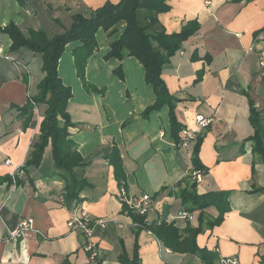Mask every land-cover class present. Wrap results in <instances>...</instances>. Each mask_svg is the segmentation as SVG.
<instances>
[{
  "label": "crops",
  "instance_id": "crops-1",
  "mask_svg": "<svg viewBox=\"0 0 264 264\" xmlns=\"http://www.w3.org/2000/svg\"><path fill=\"white\" fill-rule=\"evenodd\" d=\"M119 2L0 0V29L15 24L25 36L44 31L53 38L71 27L74 14ZM167 4L170 11L158 16L167 34L179 33L192 21L200 26L162 75L169 93L180 101L176 116L184 128L196 130L198 115L213 119L199 135L198 156L206 168L200 181L196 173L188 179L196 141L189 149L174 142L169 108L143 116L156 98L141 63L129 56L106 59L125 24L113 35L100 30L96 36L99 48L88 61L85 78L104 90L102 94L87 92L78 78L73 56L77 44H69L59 61V77L73 94L67 108L73 124L70 139L88 164L77 172L87 186L81 190L67 185L69 177L57 169L50 146L38 168L23 172L39 139L46 105L34 106L30 121L20 109L37 95L42 57L26 49L11 52L10 38L0 32V181L20 171L19 184H0V264H90L85 236L67 226L82 214L108 223L95 231L100 264H122L123 250L131 256L135 245L141 264H204L199 255L165 247L148 230L136 231L131 216L123 212L109 164L114 149L121 157L129 196L152 199L147 225L173 223L184 238L188 228L199 230L195 246L215 255L214 264L233 258L240 264H264V158L253 153L248 141L253 135L248 96L264 113V0ZM119 68L123 78L115 73ZM194 182L198 195L227 194V202L186 212L179 195ZM23 222L27 231L21 230Z\"/></svg>",
  "mask_w": 264,
  "mask_h": 264
},
{
  "label": "trees",
  "instance_id": "trees-1",
  "mask_svg": "<svg viewBox=\"0 0 264 264\" xmlns=\"http://www.w3.org/2000/svg\"><path fill=\"white\" fill-rule=\"evenodd\" d=\"M141 11L146 13L142 18ZM170 11L167 0H120L117 4L106 3L101 8L88 13L80 12L72 16V25L65 33L50 38L44 31H30L25 36L15 24H9L0 32L6 34L11 42V52L26 49L42 57L43 78L37 86V95L21 108L27 121L31 120L33 108L36 105H46L45 117L40 126L38 141L33 145V152L27 160L23 172L29 168H38L47 147H51L52 157L58 170L63 171L67 178V185L87 186L86 180L81 178L78 170L84 169L88 164L78 153L76 144L70 139L69 129L73 127L69 113L68 103L72 89L63 84L59 77V61L69 44L77 46L73 50L75 68L78 78L82 81L85 90L89 93L102 94L104 90L90 84L85 78V70L89 59L98 50L96 39L100 30L115 34L120 24H125V30L120 37L111 44L106 59L122 61L125 57L137 59L145 70V81L155 93V103L143 113L148 117L154 111L168 107L170 111L171 137L176 144L181 143V131L184 126L178 121L176 109L180 101L174 98L162 79L163 67L182 49L184 42L200 31L197 22L187 23L179 33L167 34L161 28L158 16ZM115 73L123 78L119 68ZM249 98V121L253 128V135L248 139L252 143L253 153L264 158V113L259 111L255 103ZM202 137L199 136L192 153V171L188 176L191 181L194 173H205L206 168L199 159V148ZM109 164L114 168L115 179L119 187H126V175L119 151L114 149L108 156ZM19 184L20 175L15 177ZM12 183V177L2 179L0 184ZM196 183H188L179 197L184 210L188 213L202 211L211 206H218L227 202V194L198 195ZM127 189V187H126ZM225 198V200L223 199ZM123 212L127 213L137 225L136 231L148 230L159 241L175 253H192L199 255L204 264H214L216 256L196 248L195 237L199 230L188 228V237L184 238L173 223L147 225L146 216L132 213L126 205ZM225 211L220 213V219ZM219 219V220H220ZM219 220L217 222H219ZM137 235V233H136ZM193 245L194 247H191ZM138 245H135L130 256L123 250L119 257L122 264H141Z\"/></svg>",
  "mask_w": 264,
  "mask_h": 264
},
{
  "label": "built area",
  "instance_id": "built-area-1",
  "mask_svg": "<svg viewBox=\"0 0 264 264\" xmlns=\"http://www.w3.org/2000/svg\"><path fill=\"white\" fill-rule=\"evenodd\" d=\"M260 62L262 66V73L264 76V52L260 54ZM196 130H191L189 128H183L181 131V143L180 147L184 149H189L192 144L197 141L199 135L207 129L213 122L212 118H205L202 115H198L195 118ZM9 161L6 165H10ZM20 172V171H19ZM18 172V173H19ZM17 173V174H18ZM17 174L12 175V182L16 184L15 177ZM195 178L200 181L202 178L201 173H196ZM63 200V197L61 198ZM119 200L123 205H126L129 210L138 216H147L152 207V199L150 196L145 195L140 198H131L127 192L126 187H121L119 191ZM181 216L185 217V214ZM107 222L105 220H91L86 214H82L79 217H74L68 221L67 226L72 232H81L86 239L85 250L88 254L90 264H100L99 262V246L95 241V231L97 228L106 229ZM21 230L27 231L28 225L26 222L21 224ZM39 233V232H37ZM220 264H240L239 260L233 259H221Z\"/></svg>",
  "mask_w": 264,
  "mask_h": 264
}]
</instances>
